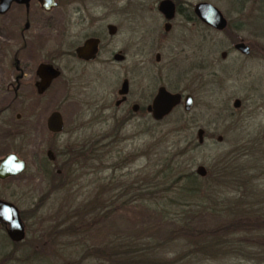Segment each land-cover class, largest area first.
<instances>
[{"label": "rangeland", "instance_id": "1", "mask_svg": "<svg viewBox=\"0 0 264 264\" xmlns=\"http://www.w3.org/2000/svg\"><path fill=\"white\" fill-rule=\"evenodd\" d=\"M158 1L142 0L143 7L139 12L142 16L137 18L141 27L131 25L120 28L114 38L115 49L127 51V62L114 66L112 79L103 78L99 83L101 86L110 85L105 87L110 89L117 85L118 73L125 71L135 77L146 74L145 84L149 92L152 88L154 90L155 76L165 79L174 73V88L181 89L193 97L192 110L187 113L180 105L161 123H155L148 118L145 124L127 125L121 133L124 139L112 151L111 162L116 169H105L98 174L99 177L114 176L112 190L110 193L108 191L102 193V198V194L98 197L97 189L100 190L99 186L105 185L109 180L104 178V181H96L97 174L92 173L91 160L86 162V167L76 171L75 176L78 173V178L72 187L49 194L53 189H50V182L41 176L38 169L39 161L45 156L49 145L59 144L79 123L81 128L77 131V141L84 140L85 137L91 138L94 131V107L90 93H93L97 81L90 80L89 76H75L77 86L67 91L71 97L64 104H61L62 91L52 90L47 93L43 108L48 113L55 109L60 111L65 124L63 133L53 137L44 129V134L39 137L15 141L14 149L27 161L28 167L15 179L0 181V198L13 201L22 212L25 211V221L27 224L30 223L31 230L39 228L40 232L45 234L58 220H63L67 214L70 216L73 210L80 208L82 211H91L96 206L93 202L117 194L121 186L137 187L139 180L145 177L148 169L161 156L158 155V151H164L162 155L165 158L169 153L174 154L176 149L184 152L180 168L185 171L196 172L197 166H204L206 176L209 175V191L213 193L218 188L217 185L223 183L222 181L231 182L230 188H240L243 200L252 201L251 203L259 201L255 200L256 195L252 196V191L264 190V179L253 168L256 160L259 161V149L264 145L261 144L264 143V60L258 57L257 59L239 57L237 52H229L227 59L222 60L220 52L228 47L224 38L225 33L203 29L198 23L186 21L184 15H177L172 29L165 32L164 19L156 10ZM198 1L202 0H179L189 6ZM207 1L222 10L232 27L238 24L237 0ZM124 2L125 0L117 1L119 4ZM152 5L154 9H150ZM249 25L250 28H244L240 34L249 38L260 36L255 40L264 42L262 39L264 15L251 19ZM202 32L210 36L206 41V47H210L211 51L208 57L211 68L217 70L213 74L198 70L196 67L191 68L204 51V47L200 49L203 42L200 36L204 35ZM156 53L160 54L158 62L155 61ZM235 98L241 100L239 108L232 106ZM198 129L204 130L202 142H199L197 137ZM219 135L222 136L221 141L217 139ZM75 141L73 138L69 140L72 143ZM1 143L3 144L4 140ZM11 148L13 149V146L0 144V155ZM123 159L126 162H123ZM229 165L233 167V176L235 175L232 178L227 174L231 169L228 168ZM129 194L127 193V196ZM141 201L129 204L116 203L113 213L107 217L99 213L98 216L88 215L83 218L82 225L88 227L86 231L88 242L103 247L102 245L111 240L140 239L143 243L163 248L164 252H168L165 255L171 254L174 251V241H179L176 237L180 228L174 222V205L169 204L163 209L159 208L160 204H153L156 202ZM210 202L216 203L213 198ZM40 204L41 207L37 209ZM218 206L220 204L215 207ZM162 211H168L169 215H163ZM192 211L196 213L190 216L192 226L188 233L217 235L226 232L248 233L250 230L248 233L250 235L254 227L256 230L264 229V220L253 217L237 218L230 210H223L220 213V210L204 211L200 208ZM60 240L62 239H58V242ZM26 243L27 240L22 242L18 249H14L0 237V263L61 262L64 258L55 251L68 255L70 250L49 241L35 243L32 247ZM34 250L38 251H35V259L30 263L27 261L30 256L27 255ZM93 257L96 259L99 256L97 254ZM103 258L106 259V256ZM81 264L96 263L86 253ZM242 264L248 263L245 261Z\"/></svg>", "mask_w": 264, "mask_h": 264}, {"label": "flooded vegetation", "instance_id": "2", "mask_svg": "<svg viewBox=\"0 0 264 264\" xmlns=\"http://www.w3.org/2000/svg\"><path fill=\"white\" fill-rule=\"evenodd\" d=\"M117 1L0 0V144L13 146V149L0 155V160L7 154L13 153L26 163L22 173L0 179L1 182L15 179L28 167L27 161L14 149L15 141L39 137L44 134V129L53 137L63 133L65 124L62 115V129L59 132L49 129L48 120L51 113L55 111L60 113V111L55 109L48 113L43 108L44 100L47 93L59 90L63 95L61 104L67 103L71 97L67 91L77 86L74 79L77 75L89 76L90 80L97 81L93 93H90L94 107L92 136L90 139L85 137L84 140L77 141V131L81 128L80 123L77 124L68 132L67 138L59 144L55 143L47 147L38 167L43 178H45L43 166L61 175L65 189L70 188L77 181L76 171L86 167L88 160H91L92 173L97 174L96 181L101 182L102 176L98 175L100 171L115 166L111 162L112 151L124 139L121 133L127 125L145 124L148 118L155 123H161L180 105L187 113L192 110V108L189 111L184 109V99L190 94L174 88V73L165 79L155 76L154 90L152 88L149 92L145 84L146 74L135 77L124 71L117 74V85L112 88H105L110 85H100L99 82L103 78L112 79L114 66L127 62V51L115 49L114 38L120 28L131 25L141 27L137 18L142 16L139 13L143 7L142 0H125L122 4ZM161 1L157 2L156 10L164 19L165 32L172 29L177 15H184L186 21L198 23L203 29L225 33L224 38L228 47L220 52L222 60L227 59L229 52H237L239 57L248 59L258 57L264 60V42L255 40L260 36L249 38L240 34L244 28H250L251 19L264 15V0H237L238 24L235 27L231 26V22L222 10L210 1L202 0L189 6L179 0H171L173 15L169 19L158 8ZM199 2H209L217 7L226 21L225 26L217 29L200 20L194 12V7ZM153 7L154 5L150 6V9H154ZM208 37L210 36H206L205 33L200 36L203 41L200 49L204 47V51L191 68L196 67L198 70L213 74L217 70L211 68L208 60L211 52L210 47H206ZM159 60L160 54L156 53L155 61ZM161 87L170 93H179L181 99L167 115L156 119L148 110V106ZM191 98L193 102V97ZM239 101V106L235 108L240 107L241 100ZM72 138L76 140L73 143L69 142ZM116 139L118 140L115 141ZM88 143L93 146L91 155L84 150H77L79 145ZM123 162H126L125 159ZM67 170L68 173L65 175ZM105 178L108 179L109 176ZM106 184L107 186H101L100 190L97 189L98 197L105 191L110 193L112 190L111 183ZM20 215L25 224V237L19 241L23 242L28 236V224L21 210ZM0 229L6 235L4 226L0 225Z\"/></svg>", "mask_w": 264, "mask_h": 264}, {"label": "trees", "instance_id": "3", "mask_svg": "<svg viewBox=\"0 0 264 264\" xmlns=\"http://www.w3.org/2000/svg\"><path fill=\"white\" fill-rule=\"evenodd\" d=\"M77 150H84L85 153L91 155L93 146L91 143L81 144ZM163 152L158 151V155L161 156L148 169L145 177L139 180L137 187H134V185L121 186L120 191L122 192L119 191L117 194L109 195L107 199H99L93 202L96 206L91 211H82L80 208L73 210L74 212L70 216H67V214L63 220H58L53 228L46 231L45 234L40 232L39 228L31 230L30 223H28V236L24 241L27 240L26 244L29 247L34 246L35 243L41 244L49 241L70 249L68 255L58 253L56 250L57 255L61 254L60 256L64 259L61 262L45 261L46 264H81L86 253L96 264H242L245 261L248 264H264V229L256 230L254 227L250 235L248 234L250 230L247 231L248 233L226 232V234L217 235L187 232L192 226L190 216L196 213L192 210H200V208L204 211L220 210V213L223 210H230V213H235L237 218L253 217L264 220V190L252 191V196L256 195L255 200H259L255 203L243 200L240 188H230L231 182L222 181L223 183H219L218 188L213 193V191H209V175L198 177L200 175L196 172L185 171L180 168L184 152L176 149L174 154L169 153L166 158L162 155ZM259 152V161L256 160L257 163L254 164L255 166L253 165V168L264 179V145L259 149ZM228 168L231 169L227 171V174L232 178L233 167L229 165ZM111 169L115 170L116 166ZM43 173L47 182H50L52 186H50V189H53L51 192L49 191V194L65 188L62 185L61 175L53 170H48L44 166ZM67 173L68 170L65 175ZM104 178H101L102 181H104ZM224 178H226V174ZM107 180L112 183L114 176L109 177ZM105 185L107 186V184ZM127 193H130L129 196H127ZM212 198L216 203L211 204ZM140 200H142L141 202L146 200L156 202L153 204H160L159 208L163 209L169 204L174 205V222L180 228L176 237L179 241H174V251L171 254L165 255L168 252H164L163 248L160 249L157 245L143 243L140 239L137 241L135 239L111 240L106 245H102L103 247L94 246L88 242L86 236L88 227L82 225L83 218L88 215L98 216L99 213H103L102 216L107 217L113 213L114 204H129ZM218 204L220 206L215 207ZM39 207H41V204L37 206V209ZM162 214L169 215L168 211H162ZM23 215L26 219L25 211ZM0 237L5 242L10 243L14 249H18L22 244V242L10 241L2 230H0ZM44 237L47 239L45 240ZM58 239L62 240L58 242ZM35 251L38 250H34L30 255H27L30 256L27 258L30 263H33L35 259ZM97 254L99 257L95 259L93 255ZM103 256H106V259Z\"/></svg>", "mask_w": 264, "mask_h": 264}, {"label": "water", "instance_id": "4", "mask_svg": "<svg viewBox=\"0 0 264 264\" xmlns=\"http://www.w3.org/2000/svg\"><path fill=\"white\" fill-rule=\"evenodd\" d=\"M159 10L165 15L167 19L173 15V3L171 0H162L158 5ZM194 12L200 20L204 23L221 29L225 26V19L220 10L209 2H199L194 7ZM181 96L179 93H170L165 88L158 89L151 105L148 110L156 119L162 118L167 115L173 108L180 102ZM240 104L239 99L233 102L234 107ZM193 106L192 98L186 95L184 99V109L189 111ZM48 127L53 132H59L63 127L61 114L57 111L52 112L49 120ZM197 137L199 142L203 140V129H198ZM219 141L222 136H218ZM26 168L24 160L18 158L17 155L10 153L0 160V179L11 176H17L22 173ZM196 173L200 176H205L206 169L204 166L199 165L196 167ZM0 225L4 226L7 237L13 242H19L25 237V224L20 215L19 207L12 201L0 199Z\"/></svg>", "mask_w": 264, "mask_h": 264}]
</instances>
